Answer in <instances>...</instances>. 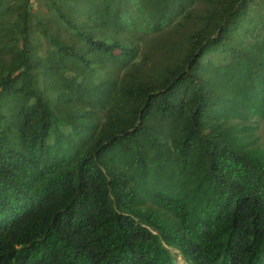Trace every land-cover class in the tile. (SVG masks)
Returning a JSON list of instances; mask_svg holds the SVG:
<instances>
[{
  "label": "trees",
  "instance_id": "16d2710c",
  "mask_svg": "<svg viewBox=\"0 0 264 264\" xmlns=\"http://www.w3.org/2000/svg\"><path fill=\"white\" fill-rule=\"evenodd\" d=\"M36 2L0 0V264H264V0Z\"/></svg>",
  "mask_w": 264,
  "mask_h": 264
},
{
  "label": "rangeland",
  "instance_id": "374dc122",
  "mask_svg": "<svg viewBox=\"0 0 264 264\" xmlns=\"http://www.w3.org/2000/svg\"><path fill=\"white\" fill-rule=\"evenodd\" d=\"M32 7H33V11L34 10L35 11L40 10L41 12H43V14L47 15V11H46L45 7L44 6L39 7V3H37L36 0H32ZM257 12H258V14L264 16V4L261 5V7L257 9ZM41 41H42V39H41ZM43 49H45L44 43H43ZM262 136L264 137V131H262ZM175 257H176V259H175L176 264H186L185 261L182 259V257L179 254H176Z\"/></svg>",
  "mask_w": 264,
  "mask_h": 264
}]
</instances>
